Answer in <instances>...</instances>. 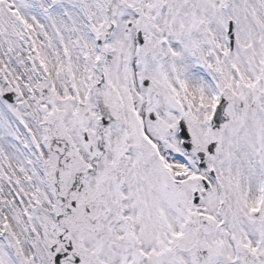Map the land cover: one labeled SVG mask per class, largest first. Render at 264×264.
Wrapping results in <instances>:
<instances>
[{
  "label": "snow or ice",
  "instance_id": "snow-or-ice-1",
  "mask_svg": "<svg viewBox=\"0 0 264 264\" xmlns=\"http://www.w3.org/2000/svg\"><path fill=\"white\" fill-rule=\"evenodd\" d=\"M0 264H264V0H0Z\"/></svg>",
  "mask_w": 264,
  "mask_h": 264
}]
</instances>
